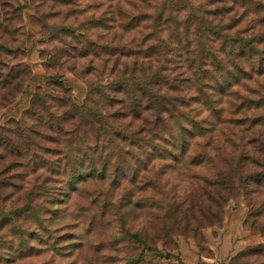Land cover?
<instances>
[{
	"label": "trees",
	"instance_id": "obj_1",
	"mask_svg": "<svg viewBox=\"0 0 264 264\" xmlns=\"http://www.w3.org/2000/svg\"><path fill=\"white\" fill-rule=\"evenodd\" d=\"M53 1L68 6L77 0ZM101 3L104 17L95 22L109 36L118 34L119 42L86 37L87 45L97 57L106 52L114 69L89 80L81 106L64 92H47L61 88V81H41L29 108L37 121L0 129V234L6 237L3 242L0 235V244L9 249L10 263L24 261L34 240L47 244L46 232L53 235L45 216H56V193L38 184L48 172L66 175L72 187L77 178L107 182L104 209L117 218L121 240L141 250L125 264H150L145 252L177 236L197 238L222 222L239 195L249 209L247 222L264 236V33L236 29L229 12L223 15L229 24L221 18L213 25L195 0H93L90 8ZM120 63L122 70L116 69ZM17 72L18 66L10 69L9 84ZM66 107L75 123L58 117ZM126 110L131 121L122 123ZM26 216L44 230L23 227ZM250 257L264 259V246L247 249L231 264Z\"/></svg>",
	"mask_w": 264,
	"mask_h": 264
},
{
	"label": "rangeland",
	"instance_id": "obj_2",
	"mask_svg": "<svg viewBox=\"0 0 264 264\" xmlns=\"http://www.w3.org/2000/svg\"><path fill=\"white\" fill-rule=\"evenodd\" d=\"M253 1L252 4L256 6L250 9L241 3L236 5L233 0H195V6L201 8L213 25L219 23L221 18L223 25L229 24L228 16L223 17L229 12L234 19L230 25L235 23L236 29H254L264 33V0ZM92 4L93 0H77L68 6L53 0H30L27 4L22 0L20 3L17 0H0V20L6 25L3 29L0 27V45L5 46L0 50V129L7 123L37 121L36 117L30 115L29 108L41 81L50 77L61 81V88L53 85L48 87L47 92L52 95H60L57 91L64 92L81 106L86 99L89 80L114 69L115 61L106 62L109 60L106 52L104 56L97 57L87 45L86 37L103 45L110 40L119 42L118 34L109 36L106 26L95 22V19L104 17V4L101 3L102 7L98 9L90 8ZM17 8L19 10L15 12ZM240 19L242 22L238 23ZM136 35L134 47L141 36ZM129 37L132 38L131 34ZM86 51L87 56H83ZM131 59L128 60L130 66ZM144 63L149 61L145 60ZM15 66H18V72L13 75L17 80L9 84V71ZM121 68L124 69L122 63L116 67ZM254 68L248 70L254 73ZM58 110V117L64 120L62 123L76 122L70 108ZM127 113L130 112L126 110L125 118L120 119L122 123L131 121V117H126L129 115ZM261 115L264 116V111ZM54 123H59L57 118ZM133 123L141 121L135 120ZM66 152L67 148L61 153L62 156ZM43 177L38 184H49L56 193L51 200L55 204L52 208L56 216H45L47 227L53 235L48 236L46 232L47 244L40 243V246L34 240L31 252L26 251L24 261L18 263H10L9 249L0 244V251H5L0 264H125L126 258L140 254V249H135L132 244L128 246L121 240L117 218L104 209L108 203L104 196L108 189L107 182L89 179L83 183L77 178L72 183L79 184L72 187L66 175L48 172ZM259 200L264 202L263 194H260ZM248 215L244 197L239 195L226 206L220 224L202 231L197 238L177 236L172 242L159 244L157 252H145V262L231 264L233 258L247 249L264 246V236L250 226ZM140 221L138 218L134 223L140 225ZM21 225L30 230L41 229L30 216L22 218ZM0 235L2 240L6 238L4 232ZM8 238L10 235L7 242ZM248 262L263 264L264 259L250 257L239 261L242 264Z\"/></svg>",
	"mask_w": 264,
	"mask_h": 264
}]
</instances>
